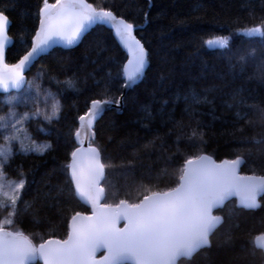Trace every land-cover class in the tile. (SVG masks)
Returning <instances> with one entry per match:
<instances>
[{
  "label": "trees",
  "instance_id": "16d2710c",
  "mask_svg": "<svg viewBox=\"0 0 264 264\" xmlns=\"http://www.w3.org/2000/svg\"><path fill=\"white\" fill-rule=\"evenodd\" d=\"M88 2L96 8H110L134 22L137 25L135 34L149 51L148 69L141 82L124 97L122 112L115 108L107 110L94 127L96 137L92 143L101 149L107 165V181L102 184L108 198L104 203L118 202L121 198L134 201L143 191L141 185L161 189L171 186L174 179L171 169L179 156L177 143L185 149L188 143L185 138L193 129L204 132L207 143L203 149L216 160L234 159L243 153L247 163L242 172L264 174L261 172L264 154L256 151L259 146L240 140L242 136L251 135L253 129L245 125L243 133L234 132L244 121L237 122L235 107L228 106L232 89L240 84L246 89L249 103L264 100V84L255 76L256 63L264 56L261 37L244 35L241 31L264 20V0ZM40 7L42 0H0V11L12 21L9 34L14 38V44L6 53L8 63L16 62L30 47L31 37L38 28ZM145 11L147 22L143 17ZM217 37H227L228 44L206 43ZM97 42L106 50L100 51ZM252 48L256 49V60H250L246 71L234 78L230 64L237 63V58ZM126 59V52L112 30L97 24L79 45L54 48L36 61L27 74L28 80L42 85V91L47 89L52 93L49 110L55 100L63 105L58 120L54 118L49 123L42 116L33 117L27 124L36 142L50 143L51 147L43 153H18L12 166L6 168L9 179L20 178L17 165L22 166L27 176L23 198L34 200L35 204L33 209L17 217L18 222L13 227L22 229L35 242L41 235L47 238V235L55 234L65 238L71 214L90 211L69 189L64 167L76 148L74 133L79 127L78 116L86 110L90 99L101 98L107 81H110V96L119 97L123 93L124 77L119 73ZM41 71L43 78L39 75ZM249 75L253 76L251 80L247 78ZM52 76L60 83L51 79ZM69 78L75 81V88L68 86ZM191 89L201 96L207 95L212 101L210 104H193L198 109L195 116L186 113L183 99L173 104L178 93ZM3 96L0 94V114L8 105ZM165 99L168 100L165 112L173 109L176 120L183 121V126L172 121L163 122L159 114L154 120L146 117L142 105H150L153 113H157ZM38 125L48 131L38 130ZM177 136L181 137L179 141ZM2 140L0 136V142ZM249 148L251 154L247 151ZM165 168L169 170L168 174H164ZM260 200L261 207L255 210L237 206L236 200L225 203L217 211L225 220L213 237L211 247L197 252L191 260L181 259L180 264H264V250L252 243L253 237L264 232V196ZM8 211L10 209L0 207V219ZM33 215L39 219L34 220ZM229 234L237 237L234 244L222 243Z\"/></svg>",
  "mask_w": 264,
  "mask_h": 264
},
{
  "label": "snow or ice",
  "instance_id": "6c2138e0",
  "mask_svg": "<svg viewBox=\"0 0 264 264\" xmlns=\"http://www.w3.org/2000/svg\"><path fill=\"white\" fill-rule=\"evenodd\" d=\"M143 17L147 22L146 11ZM9 24L8 16L0 11V89L5 92L17 90L7 97L8 111L0 114V136L6 142L0 146V207L10 209L0 219V264H32L38 259L43 264H180L182 258L191 260L197 252L211 247L213 237L225 220L224 216L217 214V209L231 197H238V203L244 209L261 207L258 197L264 194V174L258 175L255 171L250 175L242 173L241 166L247 163L243 153L234 159L215 160L204 151L203 145L207 140L204 132L197 129L185 138L188 142L185 149L177 143L179 156L171 169L174 178L171 186L161 189L141 185L143 191L134 201L121 198L118 202L101 203L108 198L101 183L107 181V165L101 149L91 142L96 135L94 126L110 105H119L123 99L122 95L113 97L108 94L110 81H107L101 98L90 99L86 110L78 116L79 127L74 134L77 139L82 135L88 136V147L74 149L70 163L64 167L69 189L74 196L91 205V214L73 212L63 239L49 234L47 238L41 235L35 242L22 229L13 227L19 215L33 209L35 201L23 198L22 190H25L28 180L22 166L17 165L20 179L7 183L6 168L12 166L18 153H43L51 147L50 143L37 144L30 140L26 125L33 117L42 116L49 123L54 118L58 120L63 107L59 100H55L49 110L52 93L47 89L42 91L40 83L28 80L25 71L30 70L33 62L58 41L72 44L80 40L90 26L97 24L110 26L126 50L127 63L119 73L125 77V87H131L143 77L149 51L135 35L137 25L110 8H96L88 0H55V3L42 0L39 27L31 37L30 47L18 62L6 64ZM241 31L249 35L258 34L264 47V20ZM206 43L227 45L228 38L217 37L215 41ZM97 44L100 51L106 50L100 42ZM255 53L256 49L252 48L249 53L240 55L237 63L230 64L234 78H239L246 71L250 60H256ZM256 68L255 76L259 83L264 84V56L260 57ZM39 75L43 78V71ZM108 76L111 77L110 71ZM247 78L251 80L253 76ZM51 79L60 83L55 76ZM67 84L76 87L71 78ZM29 90L33 91L29 93ZM245 93L243 84L235 86L231 92L228 106L235 107L237 122L244 121L234 132L243 133L245 125L251 127L253 133L240 137V140L258 145L256 151L264 154V100L249 103ZM180 99L185 101V111L190 116H195L198 111L193 104L212 103L207 95L201 96L194 89L178 93L173 104ZM42 103L43 108L40 107ZM167 104L168 100H163L157 113H153L150 105H142V108L146 117L154 120L159 114L163 122L172 121L183 126V121L176 120L173 109L165 112ZM20 107L26 110L21 112ZM37 127L40 131H48L43 125ZM180 139L177 136V141ZM17 142L19 147L14 151ZM247 151L252 153L251 148ZM168 171L167 168L163 170L164 174ZM261 172L264 173V163L261 164ZM58 188L63 191L62 186L58 185ZM33 219L39 218L33 215ZM236 239L235 234H229L222 243L234 244ZM252 243L264 250V232L253 237ZM101 250L104 254L98 257Z\"/></svg>",
  "mask_w": 264,
  "mask_h": 264
},
{
  "label": "water",
  "instance_id": "95a60500",
  "mask_svg": "<svg viewBox=\"0 0 264 264\" xmlns=\"http://www.w3.org/2000/svg\"><path fill=\"white\" fill-rule=\"evenodd\" d=\"M53 3H55V2H53ZM88 3H90V2H88ZM91 4V3H90ZM95 7V6H94ZM9 18V17H8ZM9 21H10V24H9V27H8V36L10 37V39H9V41H8V44H7V46H6V52H7V50L10 48V47H12V45L14 44V38L9 34V28H10V26H11V24H12V21H11V19L9 18ZM95 25H93V26H90L89 27V29H88V31L81 37V39L80 40H78V41H76V42H74V43H72V44H68V43H66V42H64V41H58L57 43H55L51 48H49L48 50H47V52L46 53H44V54H41V56L39 57V58H37L34 62H33V64L30 66V69L32 68V66L35 64V62L36 61H38L42 56H44V55H47V54H49L54 48H57V47H62V48H74V47H76L80 42H81V40L83 39V37L88 33V32H90V30L92 29V27H94ZM38 27H39V24H38ZM108 29H110V30H112V33H113V36L115 37V39L117 40V42L119 43V45H120V47L126 52V50L123 48V45L120 43V41H119V38L115 35V33H114V30L113 29H111V27L110 26H106ZM38 29V28H37ZM136 35V34H135ZM137 36V35H136ZM138 38V37H137ZM139 39V38H138ZM142 42V41H141ZM143 43V42H142ZM19 60V59H18ZM18 60L16 61V62H18ZM16 62H14V63H16ZM5 63L6 64H14V63H8L7 62V59H6V56H5ZM127 63V59H126V61H125V63H124V65ZM148 66H149V62H148V65H147V67L145 68V70H144V75H145V73H146V71H147V69H148ZM30 70H26L25 71V76H26V78H27V74H28V72H29ZM144 75H143V77H144ZM143 77L140 79V80H138V81H136L135 83H133L132 84V86L131 87H125V86H123V93L121 94L122 95V97H123V99H122V101H121V104H119V105H116V104H113V105H110L108 108H107V110H110V109H112V108H115V109H117V111L118 112H122V108H123V104H124V97L126 96V94L129 92V90L133 87V86H135V85H137V84H139L140 82H141V80L143 79ZM124 79H125V77H124ZM22 90V89H21ZM20 90V91H21ZM13 91H17V90H15V89H11L10 91H8V92H5L3 89H0V93H10V92H13ZM106 110V111H107ZM106 111H104V113L106 112ZM104 113L102 114V116L104 115ZM101 116V117H102ZM100 117V118H101ZM100 118H98L97 119V121H96V123L100 120ZM79 123V122H78ZM96 123H95V125H96ZM95 127V126H94ZM95 131V130H94ZM95 137H96V135H95ZM95 137L92 139V140H94L95 139ZM89 137L88 136H85V135H82L79 139H77V137L75 136V134H74V140H75V143H76V148H83V149H87V147H88V144H89ZM81 141H82V143H81ZM95 145V144H94ZM96 146V145H95ZM97 147V146H96ZM75 148V149H76ZM208 155H210V154H208ZM212 156V155H211ZM214 158V157H213ZM215 159V158H214ZM225 159H228V158H225ZM216 160V159H215ZM70 161H71V158H70ZM217 161H219V160H217ZM70 163V162H69ZM244 165V164H243ZM243 165L241 166V172H242V167H243ZM105 172H106V170H105ZM243 173V172H242ZM244 174H249V173H244ZM250 175V174H249ZM259 175V174H258ZM103 181H101V183H102ZM264 196V194H262L260 197H258V199H261L262 197ZM84 205H86L87 207H89V209H90V211L89 212H86V213H88V214H91V211H92V208H91V205L90 204H88L86 201H83V200H81L79 197H77ZM230 200H236V202H237V205L239 206V207H242L241 205H239V203H238V197H235V196H233V197H231L228 201H230ZM103 201L104 200H102L101 201V203H103ZM228 201H226V202H228ZM225 202V203H226ZM222 208V207H221ZM221 208H219V209H221ZM243 208V207H242ZM219 209H217V211L219 210ZM257 209V208H256ZM248 210H255V209H248ZM218 214V213H217ZM220 215H222V214H220ZM223 216V215H222ZM70 223V222H69ZM121 227L123 226V222H121V225H120ZM62 239V238H61ZM104 253H103V250H101L100 252H98L97 253V256L99 257V256H102ZM183 259V258H182ZM36 261H39L40 263H42L43 264V261L42 260H36ZM36 261H33L32 263H35Z\"/></svg>",
  "mask_w": 264,
  "mask_h": 264
},
{
  "label": "rangeland",
  "instance_id": "374dc122",
  "mask_svg": "<svg viewBox=\"0 0 264 264\" xmlns=\"http://www.w3.org/2000/svg\"><path fill=\"white\" fill-rule=\"evenodd\" d=\"M242 34H244V35H249L248 33H246V32H244V31H242ZM256 35H258V34H252V35H249V36H256ZM31 91H33V90H29V93H31ZM16 93V92H15ZM12 94H14V93H10V94H6V95H4L3 96V99L8 103V100H7V97L9 96V95H12ZM19 110L22 112V111H25L26 109H24L23 107H20L19 108ZM8 111V107H6V110H5V112H7ZM26 127H27V135H29V137H30V140H34L33 138H32V136H31V134H30V130H29V128H28V126L26 125ZM35 141V140H34ZM5 141L4 140H2V142H0V146H4L5 145ZM37 144H43V143H39V142H36ZM19 147V145H18V142L17 143H15V145H14V148H18ZM18 179H20V178H18ZM18 179H14V180H18ZM8 181H13V179H9V178H5V183H7Z\"/></svg>",
  "mask_w": 264,
  "mask_h": 264
}]
</instances>
